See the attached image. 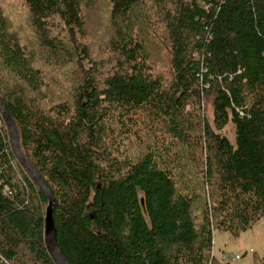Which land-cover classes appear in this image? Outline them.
I'll use <instances>...</instances> for the list:
<instances>
[{
	"label": "trees",
	"instance_id": "trees-1",
	"mask_svg": "<svg viewBox=\"0 0 264 264\" xmlns=\"http://www.w3.org/2000/svg\"><path fill=\"white\" fill-rule=\"evenodd\" d=\"M98 1L0 0V95L59 248L69 264H223L213 232L264 220V0H105L94 54ZM47 204L0 114V264H57Z\"/></svg>",
	"mask_w": 264,
	"mask_h": 264
},
{
	"label": "rangeland",
	"instance_id": "rangeland-1",
	"mask_svg": "<svg viewBox=\"0 0 264 264\" xmlns=\"http://www.w3.org/2000/svg\"><path fill=\"white\" fill-rule=\"evenodd\" d=\"M85 14V28L89 35L85 42L94 54L98 50L101 53L100 49L103 47L100 45L105 43L110 34L105 0L95 2L92 7L86 9ZM161 53L159 51V55H162ZM201 102L205 115L211 120L210 102L205 99ZM223 133L234 142V128L231 123L224 127ZM213 240L212 253L223 264H252L255 257L262 255L264 251V220H259L253 227L237 234L216 230L213 232ZM236 254L241 256L235 258Z\"/></svg>",
	"mask_w": 264,
	"mask_h": 264
},
{
	"label": "water",
	"instance_id": "water-1",
	"mask_svg": "<svg viewBox=\"0 0 264 264\" xmlns=\"http://www.w3.org/2000/svg\"><path fill=\"white\" fill-rule=\"evenodd\" d=\"M0 114L4 120L6 129L9 134L11 149L20 162V164L27 170V172L32 176V178L35 180V182L39 185V187L43 190L45 195L48 199V204L45 209V216H44V242L45 246L49 252V254L52 256V258L55 260L57 264H69L67 260L64 258L59 245L57 243L56 239V229L54 226L53 221V196L48 190L47 186L45 185L44 181L41 179L35 168L32 166V164L23 156L20 147H19V140H18V134L16 130L15 123L7 111V109L4 106L2 97L0 95Z\"/></svg>",
	"mask_w": 264,
	"mask_h": 264
},
{
	"label": "built area",
	"instance_id": "built-area-1",
	"mask_svg": "<svg viewBox=\"0 0 264 264\" xmlns=\"http://www.w3.org/2000/svg\"><path fill=\"white\" fill-rule=\"evenodd\" d=\"M240 256H241V255H239V254H236V255H235V258H239Z\"/></svg>",
	"mask_w": 264,
	"mask_h": 264
}]
</instances>
